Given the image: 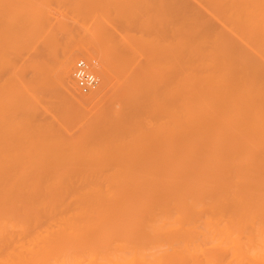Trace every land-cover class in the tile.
I'll return each mask as SVG.
<instances>
[{"label": "bare ground", "instance_id": "6f19581e", "mask_svg": "<svg viewBox=\"0 0 264 264\" xmlns=\"http://www.w3.org/2000/svg\"><path fill=\"white\" fill-rule=\"evenodd\" d=\"M46 1L62 0H0V67L24 30H44ZM142 1L69 2L110 55L62 53L69 97L90 104L121 78L89 132L35 143L6 109L20 78L0 76V264H264V0H162L134 56L87 17L127 7L129 23ZM78 57L99 59L98 90L84 60L73 81Z\"/></svg>", "mask_w": 264, "mask_h": 264}, {"label": "rangeland", "instance_id": "374dc122", "mask_svg": "<svg viewBox=\"0 0 264 264\" xmlns=\"http://www.w3.org/2000/svg\"><path fill=\"white\" fill-rule=\"evenodd\" d=\"M71 1L80 3L85 0L42 2L43 6L41 8L45 21L44 30L35 33L32 37L28 30H24L21 35L22 44L9 51L6 55V63H3L0 67L2 80L12 75L19 77L22 82L21 85L19 84L20 96L13 100L10 97V101H12L8 102L6 109H10L9 106L13 103V108L9 112V115L12 117L14 114H17L18 116L26 117L31 122L30 126L34 130L30 131L29 134L31 138L33 137L32 141L35 143L40 142H36L38 141V137H43V134L48 132L54 133L65 140H72L79 136V134L89 132L101 121V113L109 108V103L115 98L118 82L121 79H118L116 73L115 78L111 79L112 86L104 90V97L90 104H83L79 100L69 97L56 71L57 61L65 50L84 45L89 50L91 48L90 51L94 58H98V54L100 53L107 54L106 56L110 57L109 52H103L104 47L101 41L92 42L89 35L86 34L85 28L73 21V11L68 6ZM142 3L137 15L129 16L135 17L129 23L122 21L128 18L125 16L128 10L127 7L118 9L119 12L117 14L112 11L111 16H103L101 18L100 16L87 17H98L101 23H104L106 20L107 23L104 25V31L115 33L112 43L119 44L118 49L127 56L131 54L134 56L133 49L138 43L139 35L137 30L141 23L140 20L145 16H162V0H143ZM17 17V20L21 21L23 19L22 21H24L27 16H23L22 13ZM4 20L5 16H0V22ZM87 28L88 25L86 26ZM115 51V49H112V52ZM79 60L87 62L90 65L89 69L97 76L98 84L93 90H98L101 81L94 65L99 63V59H97V63L87 61L82 57L73 60L71 73L75 84L73 71L75 63ZM111 63L113 62L111 61ZM112 67H116L114 63L112 66L109 64V68L112 69ZM124 76L125 72H123ZM122 82L123 80L121 84ZM25 87L33 94L32 97L35 105L30 106L31 109H28V107L24 109L26 105L23 100ZM76 87L78 88V86ZM78 92L80 95L90 93L89 91L88 93H82L79 88Z\"/></svg>", "mask_w": 264, "mask_h": 264}, {"label": "built area", "instance_id": "2783aa9c", "mask_svg": "<svg viewBox=\"0 0 264 264\" xmlns=\"http://www.w3.org/2000/svg\"><path fill=\"white\" fill-rule=\"evenodd\" d=\"M81 65H79L78 67H80ZM81 79H82V77H81ZM84 83V81H83V79H82V84Z\"/></svg>", "mask_w": 264, "mask_h": 264}]
</instances>
